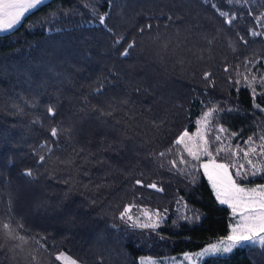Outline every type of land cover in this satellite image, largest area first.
Wrapping results in <instances>:
<instances>
[{"label":"trees","instance_id":"obj_1","mask_svg":"<svg viewBox=\"0 0 264 264\" xmlns=\"http://www.w3.org/2000/svg\"><path fill=\"white\" fill-rule=\"evenodd\" d=\"M261 78L264 0H45L27 11L0 33V264H60V252L140 264L225 237L229 207L174 141L215 110L214 159L239 184L264 183L244 158L255 147L264 164ZM53 126L72 131L53 140ZM125 206L155 212L156 227L122 221ZM199 264H264V248L244 243Z\"/></svg>","mask_w":264,"mask_h":264},{"label":"snow or ice","instance_id":"obj_2","mask_svg":"<svg viewBox=\"0 0 264 264\" xmlns=\"http://www.w3.org/2000/svg\"><path fill=\"white\" fill-rule=\"evenodd\" d=\"M42 0H0V32H5L12 29L17 23L20 22L24 14L30 9L36 7L40 4ZM107 15V13L105 14ZM221 16L228 17L227 13L221 12ZM235 17H228L226 23L231 24L232 19ZM100 23L105 24V17H100ZM150 27V26H149ZM143 29H141L142 31ZM107 31L111 32L112 29L108 28ZM256 35V33H252ZM123 37H119L113 42V47L121 43ZM134 42L128 43L127 47L124 48L122 52L119 53L122 57H127L130 54V49L134 47ZM210 74L205 73V79L208 78ZM255 79V77H253ZM261 83H264V78H261ZM101 91V89H97ZM127 101H124L126 103ZM215 110H209L208 112L203 113L201 121H198V128L196 139H193V136L189 135L188 131L185 130L175 141L174 144L178 146H183V151L187 153L189 157L193 160L200 161L202 155H208L210 157L208 163L201 164V167L204 169V174L208 177L209 181L212 184V187L216 193V198L220 204H227L232 210V214L235 217L239 213L238 222L231 227L230 234L221 239L218 243L209 245L203 249L200 253H196L197 256H204L208 254H224L230 253L234 248L244 244L249 243L252 245H259L261 248H264V185H259L255 188H245L237 184V182L229 174V166L225 164L216 163L212 153L209 151L210 141L207 139L206 133L208 130V125L212 119L213 112ZM47 114L50 118H55L57 115V106L52 104L47 108ZM104 113H102L103 115ZM203 129V130H202ZM71 128H61L60 126H53L50 129L49 135L53 140L59 138L62 134L71 132ZM224 131V129H220ZM187 138V139H186ZM217 140L220 139L219 136L216 137ZM252 138L250 137L249 140ZM264 140V137H261ZM45 145H41L44 147ZM50 150V149H49ZM224 149H218L223 151ZM257 149L255 147L250 148L249 150L244 151V158L247 161V166L251 169L252 175H257L264 172V164L254 163L250 157L251 154H256ZM236 155V153H233ZM161 156L164 153L160 154ZM260 155L264 157V144L260 146ZM45 159L44 156H40V162H43ZM182 163H186L183 158L181 159ZM173 167H176L175 162H172ZM240 169H245V165L241 164ZM24 175L33 176V173L30 169L25 170ZM236 175L241 176V171H237ZM243 178H247V173H244ZM137 184L142 182L137 180ZM149 188H153L157 191H162L161 188H158L155 183L147 185ZM132 206H125L123 211L120 213V219L122 221L128 222L131 221V226L133 227H143V228H155L156 222L152 219V214L147 211H143L142 214L146 219L145 223H140L139 218H134L131 212ZM199 219V217H196ZM10 223H4L3 228L5 230L11 229ZM22 227V226H21ZM23 239V237H20ZM185 259L191 260V257L185 253ZM55 260L59 261L60 264H78V262L67 256L64 252H60L55 255ZM141 264H144L142 259Z\"/></svg>","mask_w":264,"mask_h":264},{"label":"rangeland","instance_id":"obj_3","mask_svg":"<svg viewBox=\"0 0 264 264\" xmlns=\"http://www.w3.org/2000/svg\"><path fill=\"white\" fill-rule=\"evenodd\" d=\"M45 1V0H42V2ZM31 10V9H30ZM18 24V23H17ZM16 24V25H17ZM15 25V26H16ZM14 26V27H15ZM13 27V28H14ZM11 30V29H10ZM9 31V30H8ZM7 32V31H5ZM0 33H3V32H0ZM202 117H200L196 122H195V125L192 129H189L187 130L189 135L193 136V139L195 140L196 139V133H197V128H198V121H201ZM203 130V129H202ZM184 132V131H183ZM182 132V133H183ZM187 139V138H186ZM210 157L208 155H202L201 158H200V167H201V164L203 163H208ZM215 162L216 163H220V164H225V165H228L227 163L223 162V161H217L215 159ZM229 166V165H228ZM203 173H204V169L201 167ZM229 171V174L232 176L233 178V175L232 173L230 172V169H228ZM205 175V174H204ZM211 189H212V192L215 194L214 196L216 197V193L212 187V184L211 182L209 181L208 177L205 175ZM234 179V178H233ZM238 185H240L241 187H245V188H255L259 185H264V183H255V184H239L237 183ZM217 199V198H216ZM218 200V199H217ZM227 205V204H226ZM228 206V205H227ZM143 211H147L149 212L150 214H152V219L155 220L157 215L155 214V212H151V211H148V210H143ZM142 211V212H143ZM142 212L140 214H142ZM130 214L136 218L138 217L139 218V221L141 222H145L146 219L144 216H142L143 218H140V214H134L132 212H130ZM239 220V213L236 214V216L234 217L233 214H232V217H231V224L232 226L235 225ZM231 226V227H232ZM228 236V235H227ZM226 238V237H224ZM223 239V238H222ZM219 241H211L209 244L207 243L206 246L204 247H201L197 250H193V251H185V252H182V253H179V254H175V255H168V256H163V257H154V256H149V255H144V256H141L139 258V263L141 264V261L142 259L144 260V264H199L201 259L207 255H204V256H197L196 253H200L203 249H205L206 247H208L209 245H212V244H216L218 243ZM235 249V248H234ZM185 253H187L190 257H191V260H188V259H185ZM66 254V253H65ZM228 253H224V254H218V255H226ZM67 256H69L68 254H66ZM208 255H211V254H208ZM71 257V256H69ZM72 258V257H71ZM74 259V258H73ZM77 261V260H76ZM78 262V261H77ZM78 264H81L80 262H78Z\"/></svg>","mask_w":264,"mask_h":264},{"label":"crops","instance_id":"obj_4","mask_svg":"<svg viewBox=\"0 0 264 264\" xmlns=\"http://www.w3.org/2000/svg\"><path fill=\"white\" fill-rule=\"evenodd\" d=\"M214 194V193H213ZM215 195V194H214ZM230 209V216L232 217V210H231V208H229ZM230 222H231V220H230ZM231 226H232V224L230 223V230H229V233L227 234V235H229L230 234V232H231ZM227 235L225 236V237H227ZM224 238V237H223ZM222 238H220V239H217V240H214V241H220ZM213 242V241H212ZM210 243V242H209ZM208 243V244H209ZM207 245V244H206ZM206 245H204V246H206ZM203 246V247H204Z\"/></svg>","mask_w":264,"mask_h":264}]
</instances>
